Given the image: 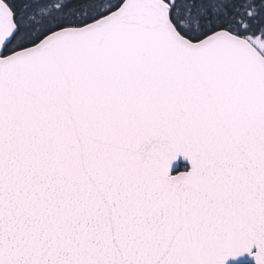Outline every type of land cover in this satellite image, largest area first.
<instances>
[{
    "label": "snow or ice",
    "instance_id": "1",
    "mask_svg": "<svg viewBox=\"0 0 264 264\" xmlns=\"http://www.w3.org/2000/svg\"><path fill=\"white\" fill-rule=\"evenodd\" d=\"M0 264H264V0H0Z\"/></svg>",
    "mask_w": 264,
    "mask_h": 264
}]
</instances>
